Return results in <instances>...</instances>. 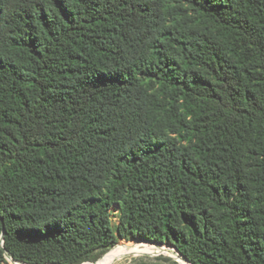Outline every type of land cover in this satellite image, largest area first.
<instances>
[{"label":"trees","instance_id":"trees-1","mask_svg":"<svg viewBox=\"0 0 264 264\" xmlns=\"http://www.w3.org/2000/svg\"><path fill=\"white\" fill-rule=\"evenodd\" d=\"M120 240L264 264V0H0V264Z\"/></svg>","mask_w":264,"mask_h":264},{"label":"rangeland","instance_id":"rangeland-1","mask_svg":"<svg viewBox=\"0 0 264 264\" xmlns=\"http://www.w3.org/2000/svg\"><path fill=\"white\" fill-rule=\"evenodd\" d=\"M113 221L117 224V215H114ZM139 245V246H138ZM164 246H169L165 244ZM173 248V247H171ZM174 249V248H173ZM175 250V249H174ZM118 251L119 259L115 264H165L166 262L160 260V258H171L176 262L180 263L178 256L171 254L168 251H161L159 250L154 244H150L148 242H141V241H130L127 242L125 240H120L117 246L113 249V251L107 255L104 259L108 256L113 255L115 252ZM103 259V260H104ZM9 264H15L13 261L9 260ZM92 264V263H91Z\"/></svg>","mask_w":264,"mask_h":264},{"label":"bare ground","instance_id":"bare-ground-1","mask_svg":"<svg viewBox=\"0 0 264 264\" xmlns=\"http://www.w3.org/2000/svg\"><path fill=\"white\" fill-rule=\"evenodd\" d=\"M156 247L159 250H161V251H168L171 254L176 255V256L179 255L176 250H174L173 248H171L172 246L169 247V246H164L163 245V246H156ZM178 258H179L181 264H190L181 255H179ZM118 259H119V254H118V251H117L113 255H110L106 259L100 261L98 264H115L118 261ZM14 263L15 264H22V263H19V262H14ZM86 264H91V263H86Z\"/></svg>","mask_w":264,"mask_h":264},{"label":"water","instance_id":"water-1","mask_svg":"<svg viewBox=\"0 0 264 264\" xmlns=\"http://www.w3.org/2000/svg\"><path fill=\"white\" fill-rule=\"evenodd\" d=\"M149 243V242H148ZM3 244H4V239L2 238L1 239V246L3 247ZM150 244H154V245H156V246H163L164 244H159V243H153V242H150ZM177 251V250H176ZM109 253V252H108ZM107 253V254H108ZM177 253L179 254V255H181L188 263H190V261L186 258V257H184L180 252H178L177 251ZM107 254H105L103 257H101L97 262H95V263H92V264H98L99 263V261L100 260H102ZM7 256H8V260H11V261H14V262H17V261H15L10 255H9V253H7ZM20 263V262H19ZM23 264V263H22ZM86 264V263H85ZM190 264H192V263H190Z\"/></svg>","mask_w":264,"mask_h":264}]
</instances>
